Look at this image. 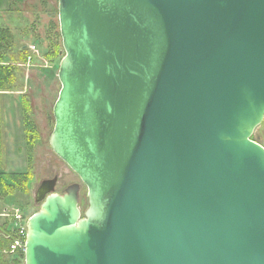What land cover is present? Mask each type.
Returning a JSON list of instances; mask_svg holds the SVG:
<instances>
[{
  "label": "water",
  "instance_id": "95a60500",
  "mask_svg": "<svg viewBox=\"0 0 264 264\" xmlns=\"http://www.w3.org/2000/svg\"><path fill=\"white\" fill-rule=\"evenodd\" d=\"M52 151L25 264H264V0H58Z\"/></svg>",
  "mask_w": 264,
  "mask_h": 264
},
{
  "label": "rangeland",
  "instance_id": "374dc122",
  "mask_svg": "<svg viewBox=\"0 0 264 264\" xmlns=\"http://www.w3.org/2000/svg\"><path fill=\"white\" fill-rule=\"evenodd\" d=\"M56 7L58 0H0V27L10 29L17 37L12 54L18 59V52L25 46L32 56L26 66L19 64V75L24 78L20 82L18 78V91L2 93L0 96V172L20 173L29 169L31 173L24 191H17L6 198L0 197V215L11 213L14 208L22 209L29 216L37 213L40 204L35 201L36 192L43 181L55 177L58 179L55 193L63 195L69 186L78 184L79 208L82 213L88 208L87 188L56 156L49 144L55 125L53 107L61 85L56 63H50L37 45L40 38L47 35L49 24L53 20L58 21V17H52V10ZM31 47H35L34 52ZM63 52L62 48L59 54L63 56ZM24 101L39 137L31 150L32 161L29 168L25 150ZM252 139L264 147V121L255 130ZM3 219L7 218H0V233ZM15 256L13 258L25 264V257L22 260L20 255Z\"/></svg>",
  "mask_w": 264,
  "mask_h": 264
},
{
  "label": "trees",
  "instance_id": "16d2710c",
  "mask_svg": "<svg viewBox=\"0 0 264 264\" xmlns=\"http://www.w3.org/2000/svg\"><path fill=\"white\" fill-rule=\"evenodd\" d=\"M52 17L56 19L58 17V7L53 8ZM52 19V20H53ZM17 37L8 28L0 27V96L2 93L16 92V83L19 78V82L23 80L24 77L19 75L20 66H26L28 59L32 56L27 47L22 46L21 50L18 52V59L12 54ZM37 47L42 51L43 56L50 62L56 63L55 67L59 70L60 62L63 58L59 53L61 52L62 38L60 35V27L58 21H52L49 24V31L45 38H40ZM61 56V57H60ZM20 62V63H19ZM58 75V72H57ZM24 100V99H23ZM23 120H24V130H25V150L27 155L28 168L31 167V150L35 143L39 140L36 134L33 122L29 118V110L27 103L23 102ZM1 113V111H0ZM0 140V147H1ZM1 154V153H0ZM31 177L30 170L25 172H14L5 173L0 172V197L6 198L13 195L17 191H24L27 183ZM12 222L7 219L3 224L0 233V253L2 254L5 250L8 251L11 244V239H6L5 235L11 234ZM3 235V236H2ZM16 257V256H15ZM20 258L24 259V253L20 255ZM23 264V261L14 258L13 264Z\"/></svg>",
  "mask_w": 264,
  "mask_h": 264
},
{
  "label": "built area",
  "instance_id": "2783aa9c",
  "mask_svg": "<svg viewBox=\"0 0 264 264\" xmlns=\"http://www.w3.org/2000/svg\"><path fill=\"white\" fill-rule=\"evenodd\" d=\"M31 50L34 52L35 47H31ZM28 60L30 61L31 57ZM2 216L10 219L12 222L11 234L5 235L6 239H11L10 248L7 253L13 256L22 255L26 244L29 215L20 208H14L11 213H5Z\"/></svg>",
  "mask_w": 264,
  "mask_h": 264
},
{
  "label": "crops",
  "instance_id": "0c3cea01",
  "mask_svg": "<svg viewBox=\"0 0 264 264\" xmlns=\"http://www.w3.org/2000/svg\"><path fill=\"white\" fill-rule=\"evenodd\" d=\"M0 218H4L2 215H0ZM2 223L4 224L6 222V219H3ZM13 256L8 254L5 250L2 254L0 253V264H13Z\"/></svg>",
  "mask_w": 264,
  "mask_h": 264
}]
</instances>
